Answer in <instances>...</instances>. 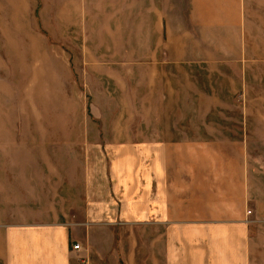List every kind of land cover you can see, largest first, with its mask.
Returning a JSON list of instances; mask_svg holds the SVG:
<instances>
[{
	"label": "crops",
	"instance_id": "crops-1",
	"mask_svg": "<svg viewBox=\"0 0 264 264\" xmlns=\"http://www.w3.org/2000/svg\"><path fill=\"white\" fill-rule=\"evenodd\" d=\"M11 46L22 61L27 46L33 56H40L36 48L44 46L55 49L57 56L65 55L57 61L98 64L86 70L107 85L131 88L133 70L134 86L139 77V84L151 87L152 95L175 81L179 86L171 92L184 94L187 76L197 71L192 68L211 73L228 66L245 69L247 63L259 61L255 47L264 73V0H0V64L9 62ZM167 65L176 73L166 71ZM5 117L0 108V192L5 205L10 207L12 200L18 214L10 218L9 209L0 211V222L13 224L0 225V264H80L69 243L84 246L86 240L90 246V225L105 218L147 224L152 231L146 264H249L245 218L224 221V229L218 230L212 219L217 215H203L209 219L201 220L186 214V201L197 199L199 186L193 178L186 182V174L196 172L185 162H194L197 149L216 152L215 142L188 139L184 133L166 135L162 141L137 140L134 135L135 141L109 146V157L108 148L99 147L98 158L107 161L108 168L94 200L89 168L75 170L69 158L65 167L61 161L58 167L47 162L46 154H38L39 164L45 165L43 174L47 172L43 176L40 167L33 169L42 175V189L37 186L24 194L19 182L10 183L9 160L22 153L11 151L19 130H9ZM87 152L89 156L91 150ZM22 184L30 189L29 181ZM11 190L19 193L10 194ZM27 206L41 208L29 214L41 223L26 221Z\"/></svg>",
	"mask_w": 264,
	"mask_h": 264
},
{
	"label": "rangeland",
	"instance_id": "rangeland-1",
	"mask_svg": "<svg viewBox=\"0 0 264 264\" xmlns=\"http://www.w3.org/2000/svg\"><path fill=\"white\" fill-rule=\"evenodd\" d=\"M41 16L43 20L47 18ZM47 30L50 33L48 27ZM34 34L36 39L40 38ZM51 39L56 41L53 36ZM36 49L40 56L31 55L27 46L26 60L22 61L17 57V48L11 46L9 62L0 64V108L5 110V119L11 124L9 130L14 132L17 127L19 130L16 144L11 143V151L22 153L9 160L10 183L19 182L24 194L37 186L41 188L42 175L47 172L43 174L45 165L39 164L38 154H46L47 162L51 160L58 167L61 162L65 167L69 158L75 170L83 172L89 168L92 174L90 195L94 200L108 168L107 161L98 158L99 147L108 148L109 157V146L135 141L134 135L137 140L162 141L166 135L175 134V138L184 133L188 139L212 141L218 144L216 152L197 149L194 162L191 163V159L185 162L188 170L196 172L186 174V182L193 178L199 186L197 199L192 203L186 201V214L201 220L209 219L203 215H217L212 219L218 230L224 229V221L245 218L249 230V264H264V73L257 47L254 58L259 61L247 63L245 69L243 65L239 70L228 66L211 73L203 68H192L197 71L187 76L184 94H173L171 90H176L179 82L172 85L166 80L170 84L163 85L164 92L161 89L156 95L151 94V87L139 84V77L137 87L134 86L133 70L131 88L117 87L110 82L107 85L104 79L94 77L92 70H86L98 64L57 61L65 59V55L57 56L55 49L44 46ZM170 67L167 65L165 70L176 73ZM121 72L125 77L126 73ZM141 73L145 70L139 71ZM178 99L181 102L175 105ZM93 135L95 138L89 139ZM10 136L13 140L14 135ZM174 166H178V162ZM34 167H40L42 175L35 173ZM23 181L30 182V189H24ZM12 193L19 192L11 190ZM12 203L11 200L7 207L0 192V211L9 209L10 218L18 214ZM40 209L27 206L24 215L29 224L42 222L29 215H36ZM97 224L90 225L92 243L89 246L85 240L82 251L77 254L80 257L77 263H147L152 230L148 231L146 223L129 225L105 218ZM76 243L74 240L69 243L71 251Z\"/></svg>",
	"mask_w": 264,
	"mask_h": 264
},
{
	"label": "built area",
	"instance_id": "built-area-1",
	"mask_svg": "<svg viewBox=\"0 0 264 264\" xmlns=\"http://www.w3.org/2000/svg\"><path fill=\"white\" fill-rule=\"evenodd\" d=\"M250 213V212H249ZM82 246H81V244L80 243H76L75 245H73L72 246V250H73V252H75V253H80L81 251H82ZM82 263H85V261H81Z\"/></svg>",
	"mask_w": 264,
	"mask_h": 264
}]
</instances>
